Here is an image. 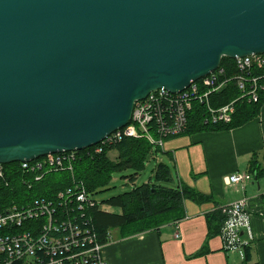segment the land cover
Instances as JSON below:
<instances>
[{
  "label": "water",
  "instance_id": "95a60500",
  "mask_svg": "<svg viewBox=\"0 0 264 264\" xmlns=\"http://www.w3.org/2000/svg\"><path fill=\"white\" fill-rule=\"evenodd\" d=\"M253 53L264 0H0V163L90 148Z\"/></svg>",
  "mask_w": 264,
  "mask_h": 264
},
{
  "label": "built area",
  "instance_id": "2783aa9c",
  "mask_svg": "<svg viewBox=\"0 0 264 264\" xmlns=\"http://www.w3.org/2000/svg\"><path fill=\"white\" fill-rule=\"evenodd\" d=\"M234 61L236 73L231 77L227 76L225 68L219 67L182 92L171 93L165 89L151 92L135 103L131 122L111 133L103 143H118L125 137H145L154 147L163 149L167 139L185 133L189 110L195 101L206 105L205 123H230L239 99L216 108L210 101L214 93L231 82L241 91L240 98L249 101H257L264 91V53H253ZM78 151L51 154L43 162L32 166L24 163L22 167L34 172L36 180L51 169H67L73 173ZM102 152V147L93 148L95 154ZM253 179L252 173L237 172L229 175L227 182L244 186ZM98 204L85 184L75 183L65 192H59L56 200H36L26 208L14 206L1 211L0 229L18 231L0 236V264H108L103 249L112 241V233L108 232L106 242H101L88 216V211ZM217 209L224 215L220 229L224 249L237 252L245 259L246 249L254 240L247 197ZM76 219L83 221L80 223ZM172 224L176 227L175 237H180L179 221Z\"/></svg>",
  "mask_w": 264,
  "mask_h": 264
},
{
  "label": "crops",
  "instance_id": "0c3cea01",
  "mask_svg": "<svg viewBox=\"0 0 264 264\" xmlns=\"http://www.w3.org/2000/svg\"><path fill=\"white\" fill-rule=\"evenodd\" d=\"M158 154L168 157L160 160L169 165L173 185L176 182L175 186L193 190L202 198L184 200L185 216L176 220L178 238L172 223L129 236L112 230V241L103 249L107 263L264 264V102L259 114L239 127L184 133L167 139ZM253 159L260 162L263 173L257 178L255 173L244 186L228 184L229 175L249 172ZM242 197L248 199L254 232L245 259L226 251L220 232H213L209 223L211 216L224 221L218 206Z\"/></svg>",
  "mask_w": 264,
  "mask_h": 264
},
{
  "label": "trees",
  "instance_id": "16d2710c",
  "mask_svg": "<svg viewBox=\"0 0 264 264\" xmlns=\"http://www.w3.org/2000/svg\"><path fill=\"white\" fill-rule=\"evenodd\" d=\"M234 66V59L222 58L220 67L226 69L228 77L236 73ZM240 95L241 91L236 83L231 82L210 98L216 108L239 99L236 101V111L230 123H205L206 105L195 101L189 110L188 128L185 133L228 130L239 127L257 116L264 102V91L260 92L257 101L240 98ZM93 148L78 151L79 158L73 162V173L67 169H51L46 171L39 181L35 180L34 172H25L20 162L3 165L4 174L0 176V212L14 206L25 208L36 200H56L59 192H65L75 183L85 184L88 191L95 195L103 188L107 189L115 172L130 169L133 173L129 176L132 180L135 179L146 168L150 158L157 157L161 151L145 137H125L118 143L107 144L100 154L93 153ZM113 149L118 150L116 160L108 157V152ZM153 172L149 182L111 195L103 201L104 204L118 208L119 213L105 211L99 204L88 211L90 223L100 236L101 242H106L107 233L114 229H118L122 236H129L159 229L165 224L182 219L185 216L184 200L202 198L193 190L173 185L174 177L168 164L159 161ZM249 172L253 175L256 173L257 176L263 173L257 159L251 161ZM211 218V230L220 232L223 218ZM76 220L80 223L83 221ZM44 221L43 218L42 222ZM249 254L250 247L246 249V258H249Z\"/></svg>",
  "mask_w": 264,
  "mask_h": 264
},
{
  "label": "rangeland",
  "instance_id": "374dc122",
  "mask_svg": "<svg viewBox=\"0 0 264 264\" xmlns=\"http://www.w3.org/2000/svg\"><path fill=\"white\" fill-rule=\"evenodd\" d=\"M117 155H118V150L116 149L110 150L108 152V157L112 160H116ZM155 158H150V161L147 163L146 168L142 172H140L137 175V177L133 180L129 176L130 174L133 173V171L130 169L115 172L112 176V181L110 185L107 187V189L103 188L100 192L93 195V197L98 201L100 208L105 211L119 213L120 210L118 208H114L107 204H104L103 201L109 198L111 195L120 194L122 192L131 190L135 186L142 185L143 183L149 182L152 179V176L154 173L153 171L157 163L159 161H162L163 159L168 160V157H165L163 154H158V156ZM174 185H177L176 182Z\"/></svg>",
  "mask_w": 264,
  "mask_h": 264
},
{
  "label": "bare ground",
  "instance_id": "6f19581e",
  "mask_svg": "<svg viewBox=\"0 0 264 264\" xmlns=\"http://www.w3.org/2000/svg\"><path fill=\"white\" fill-rule=\"evenodd\" d=\"M105 144L103 143V141H101V142H99L98 144H96V145H94V146H92V147H102L103 148V151H104V149H105ZM66 152H69V151H62V152H56V153H49V154H46V155H44V156H41V157H39V158H36V159H34V160H31V161H18V162H20L22 165L24 164V163H28L29 165H35V164H37V163H39V162H43L46 158H47V156L48 155H51V154H53V155H57V154H62V153H66ZM13 163V162H12ZM9 164V163H8ZM3 165H5V164H1L0 163V166L2 167V175H0V176H3V174H4V168H3ZM22 169H24L23 167H22ZM24 171L25 172H27V173H29V172H31V171H28L27 169H24ZM34 177H35V180H36V174H34ZM42 179V178H41ZM40 180V179H39ZM39 180H36V181H39ZM26 208V207H25ZM2 231H4V232H2ZM16 231H18L17 229H0V232H2V233H0V236H3V235H6V234H9V233H13V232H16ZM18 264V263H17Z\"/></svg>",
  "mask_w": 264,
  "mask_h": 264
}]
</instances>
